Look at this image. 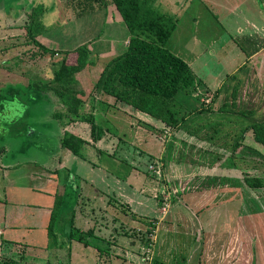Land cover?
I'll list each match as a JSON object with an SVG mask.
<instances>
[{
  "label": "rangeland",
  "instance_id": "1",
  "mask_svg": "<svg viewBox=\"0 0 264 264\" xmlns=\"http://www.w3.org/2000/svg\"><path fill=\"white\" fill-rule=\"evenodd\" d=\"M77 2L78 0H0L1 96L6 97L10 94V88L1 89L4 78L2 69L7 68L17 73L21 71L23 75L28 71L29 75L25 76L24 80H29L33 77L32 70L50 67L49 60L44 61L43 58L49 54L37 56L41 55L40 51L28 40L27 27L32 16L37 39L56 49L72 50L79 45L87 44L94 52V56L112 55L120 52L123 45L128 43L126 38L124 44L115 49L117 52L107 53L105 50L111 47L114 40L106 34L112 30H119L114 36L121 37L119 28L122 26L119 25L123 22L119 18L118 10L114 5H110L107 8H97L89 15L84 13L77 17L76 14L82 6ZM207 9L208 13L214 12L213 8ZM109 24H112V29H107ZM180 24L179 22L170 35V40L179 44L181 40L185 41V37L183 39L180 37V32L184 30ZM202 25L204 24L201 23L197 29L199 44L196 42V49L204 40L209 39L210 33ZM210 30L219 32L216 25L210 27ZM219 34L222 41H227L226 35ZM168 44L169 42L165 47ZM220 55L230 57L224 55V51ZM60 57L52 58L54 72L60 65ZM205 58L201 55L202 60ZM202 60L195 66L199 67ZM219 61H209L210 65L203 67L208 78L216 76L218 70L227 65L226 61ZM99 74V67L86 66L76 76L86 93L79 115L84 117L92 115L95 122L103 128L100 149L96 147L97 144L95 146L99 140L95 141L91 135L90 123L79 117L74 119L66 117L63 105L51 92L47 95L50 94L54 102L51 103L46 96L44 100L49 104H44L45 107L41 108L47 113L43 121L46 123L51 121L54 124L50 133H54L56 128L60 132L64 131L62 127L65 124L81 122L72 124L77 125L80 133L82 132L81 135L87 138L85 141L89 146L84 155L66 158L67 156L59 150L49 155L48 148L31 155L37 159V163L44 162L42 166L45 165L49 170H53L61 160L69 165L80 163L79 174L76 177L81 175L88 181V185L86 190L82 188L81 192L84 203L78 202L76 210L81 208L84 219L73 221L72 228L76 235L80 229L81 240L97 248L96 250L81 244V248L72 251L71 260H69L71 253L57 252L55 255L52 253L48 264L81 262V264H264V146L253 139L251 130L245 132L241 138L240 125L235 123L237 118L234 115H225L227 112L249 110L246 108L237 110L234 102L230 105L226 102L228 106L223 111L214 110L213 106L208 105L207 98L211 96H206L202 102H199V97H194L189 102L191 89L197 87L195 83L190 90H184L186 94L179 91L175 98L166 100L167 104L164 107L173 111L174 117L169 113H162L161 117L164 120L154 118L152 122L135 115L133 120L128 118L127 114L120 113L115 125L106 119L107 110H111L115 104L122 101L115 96L96 94L92 91L93 83ZM53 75L46 74L47 78ZM14 81L20 82L23 79L19 76L11 77L3 84L15 83ZM244 84L242 82L235 85L233 77H228L221 94L226 93L228 88L231 91ZM1 100L0 123L7 124V128L2 130L4 134L9 130L17 132L22 130L24 125L27 126L26 107L14 99ZM181 101H184V104ZM212 111L217 113L214 114ZM222 112L226 113L220 115ZM14 116L18 118L16 124L6 120ZM129 119L133 120L132 124L129 123ZM33 134L35 140L45 141L43 128L40 127L31 135ZM237 142L240 145L235 147ZM241 145L246 148H241ZM215 163L221 164L222 168L218 171L210 169V165ZM97 164L107 165L111 170L92 167ZM229 164L238 166L236 169H226L230 167ZM195 169H203V176L194 179L195 176L201 175L200 172H195ZM68 170L69 168L61 170L59 175L66 178L74 175L73 171ZM173 173L178 175L172 176ZM213 173L219 174L220 177L213 178ZM223 176L231 177L226 181ZM248 176L259 177L263 182L259 187L252 188L245 181ZM181 178L183 183L188 185L187 192L182 193L174 186L173 180L181 181ZM224 184L230 187L226 188ZM69 186L68 183L60 181L57 188L59 194L56 195L53 205L60 196L71 190ZM198 186L200 187L197 189ZM191 188L196 190L193 191ZM197 190L201 193L203 191L205 195L209 190H213L210 195L224 193L228 196L223 204L194 203L197 198L193 200V196ZM240 197L244 202H241ZM203 199L209 201L208 197L199 198ZM162 207L168 212L161 220ZM211 207H216L214 212L208 211ZM201 216H204L203 220L199 219ZM55 222H59V219L54 220V224ZM133 223L137 224L130 226ZM64 224L63 220L60 227ZM66 225L68 226L67 220ZM60 229L63 230L64 227ZM152 237H156L153 251L150 249ZM130 238H140L141 248L146 250L139 248L123 250L112 247L123 245L126 248L121 241L127 242ZM76 245L79 244L76 243L75 247ZM19 256L21 252L8 253L10 259H19ZM43 259H46V255Z\"/></svg>",
  "mask_w": 264,
  "mask_h": 264
},
{
  "label": "crops",
  "instance_id": "2",
  "mask_svg": "<svg viewBox=\"0 0 264 264\" xmlns=\"http://www.w3.org/2000/svg\"><path fill=\"white\" fill-rule=\"evenodd\" d=\"M110 5L112 4L102 8H107ZM153 7L173 17L176 20L175 28L179 22L184 28V30L180 32V37L182 39L185 37V41L183 42V40H181L180 44L177 41L174 43L170 40V36L166 41V43L169 42L170 45L168 44L166 48L181 57L188 64L194 83L188 87L187 90H190L194 87V84L197 83V87L195 86L196 90L191 89V97H188L189 102L191 98L194 97H199V102H202L206 96H211L207 98L208 105L213 106L214 110L223 111L228 106L226 102L229 103V105L234 102L237 110L246 108L247 110L253 111L257 117L264 115L261 114V112H264V0H153ZM207 7L213 8L214 12L208 13ZM119 18L122 20L121 16ZM201 23L204 24L202 26L206 27L210 35L209 39L204 40V43H202L201 46L199 45L198 49H196V42L199 44L197 29ZM210 23H213L212 26L209 25ZM123 24L124 23H121L119 25V27L122 26L119 28L121 30V37L114 36L119 30H112L109 34H106L114 40L111 47L105 50L107 53L111 52L109 54H112L113 52H117L115 49L122 46L124 41L129 40V31ZM215 25L219 32H217V30H210V27H215ZM107 27V29L113 28L112 24H109ZM219 33L226 35L227 39L225 40L227 41H222ZM126 47L127 44L125 46L123 45V49H121L120 52L113 53L112 55H95L96 62L89 66L95 68L99 67L101 72L105 64L111 58L123 52ZM223 51L224 55H230V57L227 58L226 56L223 57L220 55ZM201 55H204V58L207 56L205 60L201 59ZM45 56L43 57L45 59L44 61L49 60L50 67L36 69L35 71L32 70L33 77L29 80H24V77L29 75L28 71L23 75L21 71L17 73L7 68L2 69V76L4 77L3 82H8L11 77L17 76L21 77L23 81H14L15 83L9 82L5 84L2 82L1 86L3 88L1 89L10 88V94L6 97L0 95V98L4 100L14 99L21 105L23 104L27 110V115H25V117L28 122L27 126L24 125L22 130H17V132H13V130L10 132L9 130L7 133L5 132L6 134H4L3 131L4 128H7V124L0 123V264H48L50 255H52V253L55 255L57 252L71 253V256H69V260H71L72 251L81 248V244L85 247L91 246L83 242L84 240H81L82 235L80 229L79 233H77L78 235H76L72 228L74 226L73 221L76 222V220L84 219V212L81 211V208L76 210L78 202L81 204L84 203L81 199L83 195L81 192H83L82 188L85 191L88 185V181L81 175H78V178L76 177L77 174H79L80 163L69 165L65 163L64 160H61L53 170H49L45 165L42 166L44 162L41 164L37 163V159L31 155L32 153H40V151L48 148V150H45L49 152V155L59 150L63 155L67 156L66 158H77L78 155L73 154L69 149L61 145L63 134L65 131H68L84 140L87 139L85 136L81 135L82 132L80 133V128L78 129L77 125L72 124L81 123L79 121L71 122L69 125L65 124V126L62 127V130H64L62 132L56 128L55 131H53L54 133H50L54 128L53 122L48 121L46 123L43 121L47 113L41 110V108L45 107L44 104H49V102H45L47 100H44V98L48 96L51 103L54 101L50 98V94L40 95L37 90L31 89L30 86H33L35 83L46 82L52 77L50 76L47 78L46 76L48 73L53 75L55 70L54 64L51 63L52 58L61 56L59 59H61V61L63 59V55ZM199 60H202V64L196 67L195 65H197ZM219 60L226 61L227 65L220 68L216 76L208 78L206 71H203V67H208L210 65L209 61L220 62ZM230 66L232 67L229 68ZM228 77H233L235 85H239L242 82L245 84L244 86L235 87L231 91L228 88L226 93L221 94V90L225 86ZM12 92H14V96L11 95ZM181 103L184 104V101H181ZM120 113L124 115L127 114L126 116H129L128 118H133V120L135 119L134 115L138 118L151 120L152 122L154 120V118L147 113L136 110L123 102H118L111 110L108 109L106 119L109 120L111 124L116 125L115 121H118ZM212 113L216 114L217 111H212ZM224 113L226 112H222L220 115ZM227 113L225 114L227 116L233 115V112ZM6 120L11 124H16L18 118L14 116L6 118ZM133 120L129 119V123L131 122L130 124H132ZM40 127L44 129L45 141H37L35 140V134L31 135L36 132L37 129L39 130ZM102 140L103 139L100 138L98 141L99 143H95V146L97 144V148H99V144H102ZM88 146V143L84 144L82 149L83 155ZM243 147L244 146L241 145V148ZM245 148L246 146L244 149ZM98 165L100 164L92 167L101 168V170L105 169L107 171L111 170L108 169L109 166L107 165ZM229 166L230 167L226 169H236L238 164H229ZM66 168H69L68 171H73L74 175H69L67 178L64 175L60 176L59 172ZM221 168V164L215 163L210 165V169H213V171H218ZM195 170V172H200L201 175L195 176L194 179L203 176V169ZM173 175L177 176L178 174L173 173L172 176ZM184 176L186 177V175ZM212 177L219 178L220 175L213 173ZM230 177L231 176H223V179L227 181ZM75 178L79 179V181H76ZM180 180L181 181H176V179L173 180L175 188H179L182 193L187 192L188 185L186 186V184L183 183L182 178ZM60 181L66 184L68 183L71 190L58 199L60 200L61 207L56 220L58 221L59 219V222L53 223L52 226L49 220H51L50 215L54 207L55 197L59 194L57 193V188L60 186ZM92 182L93 181H90V183ZM218 183H220V181H218ZM199 187L200 186L196 188L198 189ZM224 187L229 188L230 186L224 184ZM191 189L193 191L196 190L193 188ZM212 192L213 190H209V193L205 195L203 191L202 193L200 190L195 191L193 200L196 198L197 200L194 203L223 204L228 196L224 195V193L222 195H210ZM77 194L79 195L77 196ZM205 197H208V202H206L205 199L199 200V198ZM86 198L87 197H85V199ZM240 200L244 202L242 197H240ZM215 208L216 207H211L208 211L214 212ZM167 212L164 211L163 207L161 208V220L164 219ZM69 213H71V215H68ZM204 216H201L199 219L203 220ZM63 220L65 224L60 227ZM66 220L68 226L66 225ZM135 224L137 223L130 224V226H135ZM141 226L142 224L139 225L140 229ZM63 227V230L60 229ZM75 231L77 232L76 229ZM78 237H80V240L77 239ZM117 237L122 238L120 236ZM155 239L156 237H152L153 243L150 244V249L152 251L154 249ZM121 242L128 248H125L123 245H112V247L123 250H133L135 248H139L140 250L144 249L141 248L142 243L140 238H130L127 242L123 240ZM76 243L79 245L75 247ZM117 244L119 243L117 242ZM91 247L97 250L96 247ZM13 251L21 252L19 259L8 258V253H13ZM45 255L46 259L44 260L43 258Z\"/></svg>",
  "mask_w": 264,
  "mask_h": 264
},
{
  "label": "trees",
  "instance_id": "3",
  "mask_svg": "<svg viewBox=\"0 0 264 264\" xmlns=\"http://www.w3.org/2000/svg\"><path fill=\"white\" fill-rule=\"evenodd\" d=\"M77 3L82 5L76 14L77 17L84 13L89 14L96 8L114 5L130 34L126 49L105 64L93 83L92 91L96 94L115 96L119 101L153 118L164 120L162 113H169L174 117V112L164 107L166 100L175 98L179 91L186 94L184 90L194 83L188 64L165 47L175 28L176 20L156 10L153 0H78ZM27 37L40 51L41 55L37 56L63 54L53 77L47 82L35 83L30 88L37 90L40 95L51 92L63 105L64 115L70 119L79 117L89 122L91 135L95 141L99 140L103 128L95 122L92 115H79L86 93L76 74L95 63L92 49L87 44H82L72 50H62L40 42L35 35L33 16L27 27ZM11 95L14 96V92ZM1 102L0 98V110ZM233 115L237 118L235 123L240 125V137L251 130L253 139L264 146V116L257 117L250 110L234 112ZM85 143L83 138L68 131H65L61 139V145L78 156L83 155ZM239 145L237 142L235 147ZM245 181L248 186L256 188L263 179L248 176ZM60 207L58 200L50 215L52 225L58 218ZM77 239L80 240V237Z\"/></svg>",
  "mask_w": 264,
  "mask_h": 264
}]
</instances>
